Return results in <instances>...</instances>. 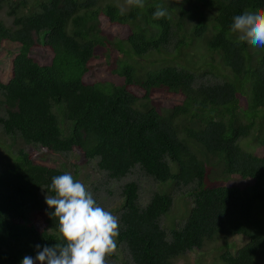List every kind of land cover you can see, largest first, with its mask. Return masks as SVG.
Listing matches in <instances>:
<instances>
[{
  "label": "trees",
  "instance_id": "1",
  "mask_svg": "<svg viewBox=\"0 0 264 264\" xmlns=\"http://www.w3.org/2000/svg\"><path fill=\"white\" fill-rule=\"evenodd\" d=\"M32 1L0 0L11 16L0 19L5 136L59 159L76 152L97 160L110 180L140 166L160 188L185 189L193 206L180 224L173 194L157 190L142 206L139 184L123 186L122 206L111 210L122 264H176L210 245L220 264H264V48L231 31L235 15L264 11V0H145L124 15L111 4L92 10L96 0ZM157 5L166 17H153ZM203 38L221 82L198 83L176 63L179 49ZM14 154L0 155V264L63 242L54 208L39 194L54 195L52 177L66 171L23 148ZM233 236L246 239L236 251Z\"/></svg>",
  "mask_w": 264,
  "mask_h": 264
},
{
  "label": "clouds",
  "instance_id": "2",
  "mask_svg": "<svg viewBox=\"0 0 264 264\" xmlns=\"http://www.w3.org/2000/svg\"><path fill=\"white\" fill-rule=\"evenodd\" d=\"M31 2L34 4L32 0ZM109 4L112 5L111 10L113 12L114 8H116L121 15H124L130 13L132 9H136L137 7H145L146 1L96 0V2L91 6V9L101 10L106 6H109ZM169 4L173 5L171 1ZM8 9L9 8L4 7L0 11V19L6 23L11 21ZM2 13L10 20L7 21L6 18H2ZM102 13L103 12H101V15H98V17L100 16L98 21L101 24V28L107 31L109 28L107 25L108 21L106 19V15ZM167 15L168 12L166 8L162 5L156 6V10L153 13V17L155 19H161ZM232 19L233 22L231 24V31L238 34V41L247 42L253 47L264 48V11H253L250 7H245L240 14L235 15ZM209 28L211 31L213 30L212 26H209ZM111 30L112 29H110V31ZM210 33L209 36L211 35ZM173 41L172 46H176L177 38H174ZM193 47L195 48L193 49ZM172 49L169 51L173 52L174 56H177L178 51H182L179 58H177L176 63L183 64L188 69L193 70L197 76L198 83L221 82L219 78L214 76L213 72L215 69H212V65L209 63L210 55H208L209 51L206 50L208 48L205 38L192 41L190 46L184 45L182 49H179L178 51H172ZM201 50H204V52ZM216 57L217 60H221L218 55H216ZM147 58L155 60L154 62H156L159 56L157 54H149ZM223 71L229 77L232 75L230 70H227L226 68H223V70L218 73L221 74ZM0 116H6L5 110ZM59 117L61 120L64 119L61 114ZM60 123L65 134L69 124L68 122L65 124L64 121H60ZM27 145L37 146L51 154L40 145ZM25 151L31 152L28 150ZM51 155L56 158L55 155ZM67 155L68 154L63 155L61 159H56L63 161ZM14 156L15 154L13 153L12 157ZM39 158L43 159L42 157ZM1 167L3 166H0V168ZM56 167L66 171V169L62 167ZM163 187L165 188H157L154 192L160 189L161 191L173 194L174 204H176L177 198H184V193H182L180 189H176L171 185L168 187V184H165ZM50 189L55 193L54 195H49L45 190H42L39 195L43 200H45L50 209L54 208V212H51L50 215L58 219V230L61 234V240L63 242H57L53 246L45 245L43 248H41V245L37 244L35 246L37 249L36 256L32 257L26 255L21 260L20 264H108L107 257L114 254L117 249V237L119 236L120 228L119 217L102 207L94 198L92 192L89 191V189L81 181L75 179L70 172L66 171L64 174L53 176ZM140 190L141 187L139 189V198L141 194ZM176 190L178 192H176ZM152 195L149 196L147 203L151 200ZM192 202L193 201H191V203ZM37 261H39V263H36ZM120 264H122V262Z\"/></svg>",
  "mask_w": 264,
  "mask_h": 264
},
{
  "label": "rangeland",
  "instance_id": "3",
  "mask_svg": "<svg viewBox=\"0 0 264 264\" xmlns=\"http://www.w3.org/2000/svg\"><path fill=\"white\" fill-rule=\"evenodd\" d=\"M2 18H6L5 15L1 14ZM9 21V18H6ZM200 43V42H199ZM202 44V43H200ZM195 47H193L194 49ZM204 52V50H201ZM202 52V53H203ZM1 95V94H0ZM4 113V107L0 104V115ZM63 122V119L61 120ZM242 146L250 150L255 145L253 141H250V138L243 139L241 141ZM18 148H24L25 150L36 153L37 156L42 157L49 164L62 167L66 169L67 172H70L75 179L81 181L88 189L92 192L94 198L97 202L104 207L105 209L118 210L122 203L121 190L123 186L130 181H136L141 187L140 194V203L144 206L149 196L152 195L155 189L160 188L159 184L151 177L145 175L142 169L137 166L128 176L124 177L121 180H110L107 176V173L101 172L97 166V160L86 161L82 160L78 153L68 154L63 161H60L54 158L51 154L34 145L25 144L20 138L12 140L7 138L3 133L2 126L0 125V155H12L14 150ZM2 157L0 156V163ZM163 186V185H162ZM165 188V187H164ZM185 189L182 190L184 193ZM159 192L164 193L165 191ZM176 192H178L176 190ZM175 192V193H176ZM192 198L187 194L184 195V198H177L174 210V214L177 217L178 223H183L181 217L187 214L188 210H191ZM182 207V208H181ZM116 215V213H114ZM184 218V217H183ZM172 217L165 220L164 223L171 222ZM230 242L233 246V251L246 243V239L242 236H233L230 238ZM214 244V243H211ZM211 246V245H210ZM206 246V250L203 249H194L188 251L184 256H180L175 259L176 264H220L215 259V252L212 250L213 246ZM117 256H120L119 249H116L115 253L107 257L108 264H120L123 259H125V254H121L122 260L120 261ZM36 263H39L37 261Z\"/></svg>",
  "mask_w": 264,
  "mask_h": 264
}]
</instances>
